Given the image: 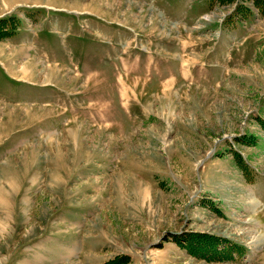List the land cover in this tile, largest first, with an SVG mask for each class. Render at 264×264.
I'll return each instance as SVG.
<instances>
[{
    "label": "rangeland",
    "instance_id": "obj_1",
    "mask_svg": "<svg viewBox=\"0 0 264 264\" xmlns=\"http://www.w3.org/2000/svg\"><path fill=\"white\" fill-rule=\"evenodd\" d=\"M253 4L0 0V264H264Z\"/></svg>",
    "mask_w": 264,
    "mask_h": 264
},
{
    "label": "trees",
    "instance_id": "obj_2",
    "mask_svg": "<svg viewBox=\"0 0 264 264\" xmlns=\"http://www.w3.org/2000/svg\"><path fill=\"white\" fill-rule=\"evenodd\" d=\"M254 2L264 12V0H254Z\"/></svg>",
    "mask_w": 264,
    "mask_h": 264
},
{
    "label": "bare ground",
    "instance_id": "obj_3",
    "mask_svg": "<svg viewBox=\"0 0 264 264\" xmlns=\"http://www.w3.org/2000/svg\"><path fill=\"white\" fill-rule=\"evenodd\" d=\"M27 70V69H26Z\"/></svg>",
    "mask_w": 264,
    "mask_h": 264
}]
</instances>
